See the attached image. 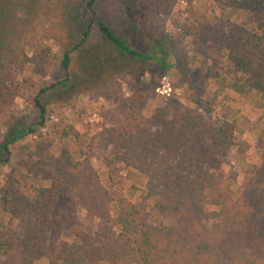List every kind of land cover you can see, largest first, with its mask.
Segmentation results:
<instances>
[{
    "label": "trees",
    "instance_id": "1",
    "mask_svg": "<svg viewBox=\"0 0 264 264\" xmlns=\"http://www.w3.org/2000/svg\"><path fill=\"white\" fill-rule=\"evenodd\" d=\"M150 1L104 0L101 5L100 0H0V117L11 129L8 142L0 144V155L45 125L42 95L49 88H42L34 99L38 122L33 126L13 127L11 117L15 91L34 86L22 77V69L34 60L26 52L32 36L40 42L54 41L60 48L54 54L52 47L43 45L39 68H45L52 57L66 77L71 68L77 75V66L83 72L91 69L115 75L109 51L170 69L164 44L171 48L173 44L165 40V34L155 40L146 36V43L140 41L136 49L132 34L120 33L113 23L121 12L131 16L132 31L136 26L147 29L145 16L133 10H147ZM227 7L225 23L204 17L188 29L195 38L203 36L227 51L226 73H241L245 88L264 97V0H227ZM238 13H247L253 20H233ZM205 109L210 112L209 107ZM235 130L236 125L227 120L203 130L202 116L175 98L155 107L148 118L128 117L109 128V144L124 150L127 157L147 160L151 154L137 147L160 143L170 150H192L207 165L202 164L197 175L179 173L172 180L160 179L136 164L150 179L145 188L134 189L132 199L117 201L89 161L63 149L52 160L50 185L33 191L14 181L2 186L0 208L27 225L21 231H0V264H41L43 260L46 264H264V161L253 169L237 198L219 175L218 154L230 152ZM59 202L63 208L56 214L50 211ZM80 209L109 226L101 244L92 243L73 222ZM61 218L68 222V237L84 245L63 239L64 232L53 227ZM42 219H47L54 235L47 249L39 244L42 230L33 224Z\"/></svg>",
    "mask_w": 264,
    "mask_h": 264
},
{
    "label": "rangeland",
    "instance_id": "2",
    "mask_svg": "<svg viewBox=\"0 0 264 264\" xmlns=\"http://www.w3.org/2000/svg\"><path fill=\"white\" fill-rule=\"evenodd\" d=\"M101 2L103 5L104 0ZM150 2L152 4L147 10L139 7L133 10V14L145 16L143 23L147 29L136 26L133 32L131 16L121 12L114 16L113 23L120 33L132 34L136 49L141 46L140 41L146 43V36L155 40L165 34V40L173 44L172 48L167 42L164 44L169 51L170 69L167 71L155 64L113 55L109 51L115 75L91 69L83 72L82 68L75 66L77 75L71 68L70 75L66 77L52 57L48 58L50 63L45 68H39L43 45L52 47L54 54H59L60 48L54 41L40 42L38 36H32L26 52L34 56V60L22 69V77L34 86L15 91L11 117L13 127L33 126L38 122L34 99L42 88H49L42 95L46 121L35 133L10 144L9 151L0 155V195L2 186L8 181H14L29 191L50 185L54 177L52 160L63 149H68L81 161H89L116 201L121 197L132 199L134 189L145 188L150 179V175L134 167L136 164H141L144 170L160 179L174 180L179 173L197 175L204 168V163L192 150H170L160 143L141 145L137 150H145L151 155L147 160L139 161L136 155L127 157L124 150H116L108 142L109 128L121 125L128 117L148 118L155 107L175 98L202 116L203 130L225 120L236 125L233 146L228 154H218V165L223 183L231 188L234 198L239 196L243 183L264 161V97L245 88L241 73H226L229 68L227 51L217 48L203 36L195 38L188 29L204 17L208 21L216 23L221 19V23H225L224 15L229 10L227 0ZM232 19L239 22L253 20L247 13L235 14ZM64 80L65 84L62 83ZM52 84L57 86L51 88ZM198 101L202 102L203 108ZM207 107L210 108L209 113L205 109ZM10 130L0 117V144L8 142ZM6 159L9 161H4ZM116 205L117 202L111 208L113 215L116 214ZM63 206L62 202L55 203L50 211L56 214ZM75 216L77 218L73 222L79 230L86 233L92 243L101 244L109 226L92 218L83 209ZM33 224L42 230L40 246L50 248L54 235L49 230L47 219ZM26 225L0 208V231H21ZM67 225L66 219L61 218L54 222L53 227L64 232V240L84 245L79 239L68 237ZM46 263L45 260L41 262Z\"/></svg>",
    "mask_w": 264,
    "mask_h": 264
}]
</instances>
